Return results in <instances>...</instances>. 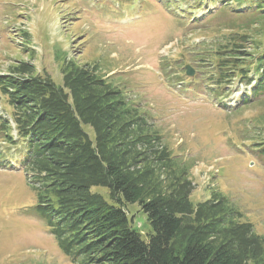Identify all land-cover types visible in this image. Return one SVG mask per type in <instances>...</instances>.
<instances>
[{"label":"trees","instance_id":"1","mask_svg":"<svg viewBox=\"0 0 264 264\" xmlns=\"http://www.w3.org/2000/svg\"><path fill=\"white\" fill-rule=\"evenodd\" d=\"M174 1L161 3L169 8ZM183 2L190 9L183 24L191 29L200 26L195 11L209 12L206 22L223 11L255 19L251 24L264 20V0ZM245 40L238 32L224 35L208 60L207 82L198 83L224 109L264 96V48L241 50ZM97 71L63 59L61 85L33 74L25 61L0 73L14 124L0 115V168L25 173L36 195L31 208L60 251L73 264H264V237L218 190L193 203L192 166ZM232 94V104L223 101ZM252 151L264 169V137ZM92 186L106 187L110 201ZM129 203L145 215V235L132 225Z\"/></svg>","mask_w":264,"mask_h":264},{"label":"rangeland","instance_id":"2","mask_svg":"<svg viewBox=\"0 0 264 264\" xmlns=\"http://www.w3.org/2000/svg\"><path fill=\"white\" fill-rule=\"evenodd\" d=\"M183 1L166 8L161 0H0V73L25 61L33 74L61 85L63 59L96 65L192 166L191 201L218 190L264 237V169L252 151L264 137V96L229 110L198 84L207 82L208 60L224 35H246L240 49L247 52L264 48V20L251 24L255 19L223 11L206 22L210 13L195 11L202 17L191 29L183 24L190 16ZM11 111L0 92V115L14 126ZM91 191L110 201L106 187ZM35 201L23 171L0 168V264H73L32 210ZM127 213L145 235L149 225L137 204L129 203Z\"/></svg>","mask_w":264,"mask_h":264},{"label":"water","instance_id":"3","mask_svg":"<svg viewBox=\"0 0 264 264\" xmlns=\"http://www.w3.org/2000/svg\"><path fill=\"white\" fill-rule=\"evenodd\" d=\"M185 72H186L187 75H192L193 74L192 68H190V66H188V65L185 66Z\"/></svg>","mask_w":264,"mask_h":264}]
</instances>
